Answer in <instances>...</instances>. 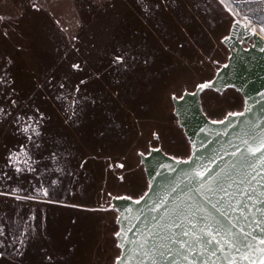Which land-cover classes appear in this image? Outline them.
Returning <instances> with one entry per match:
<instances>
[{"label":"trees","instance_id":"1","mask_svg":"<svg viewBox=\"0 0 264 264\" xmlns=\"http://www.w3.org/2000/svg\"><path fill=\"white\" fill-rule=\"evenodd\" d=\"M171 1L176 6L171 5ZM146 3H151L153 13L147 11L143 20L156 36L157 46L149 45L136 64L144 70L148 68L145 58H156L153 61L157 63L159 94L161 99H168L170 117L174 119L172 95L180 97L184 91H193L198 84L211 80L227 61L229 50L222 39L229 35L232 19L217 0ZM4 38L1 36L0 41L6 42ZM15 53L0 48V240L3 241L0 242V264H114L120 251L115 239L117 213L110 208L111 199L122 195L138 199L147 190L146 186L137 196L124 191V184L119 186L123 183L119 175L125 179L119 165L123 164L124 169L127 166L141 168L145 178L139 154H147L151 148L160 146L154 140L152 128L139 124L145 117L135 112L139 107L136 101L140 97L134 100L138 92L131 89L126 98L120 89L122 70L117 64L111 66L107 86H99L94 94L98 95L100 103L109 106L112 120L121 124H76L81 120L75 105L77 80L65 75L56 90L40 86L29 78L26 63ZM211 66L210 75L200 70L208 72ZM179 70L189 71L197 81H185L182 91L170 90L166 94L172 73ZM201 101L205 115L217 121L242 111L244 105L241 94L233 89L221 94L207 91L201 95ZM20 114L37 120L36 124L27 127L16 124ZM82 115L91 118L86 112ZM109 116H104L107 123L112 122ZM126 122L128 124H124ZM160 147L174 158L189 157L171 154ZM16 153L20 157L18 162H22L20 167H16L18 162L11 161ZM119 153L124 154L120 156ZM132 158L136 159L137 166ZM27 162L32 163V167L26 166ZM88 162L90 166L93 162L92 177L87 174ZM63 164L67 165L66 178L61 176ZM57 178L65 191L49 193L56 198L60 196V200L38 202L30 199L35 194L34 185L48 186ZM85 184L93 190L86 188L81 196L78 191L66 189H77ZM65 195L79 200L74 203L75 207L61 201ZM34 206L36 212H29V207ZM31 214L34 215L33 221L30 220L33 230H29L27 223Z\"/></svg>","mask_w":264,"mask_h":264},{"label":"water","instance_id":"2","mask_svg":"<svg viewBox=\"0 0 264 264\" xmlns=\"http://www.w3.org/2000/svg\"><path fill=\"white\" fill-rule=\"evenodd\" d=\"M222 43L229 55L214 77L172 96L189 157L140 153L147 190L111 199L114 264H264V38L233 20ZM228 89L242 111L209 119L201 95Z\"/></svg>","mask_w":264,"mask_h":264},{"label":"rangeland","instance_id":"3","mask_svg":"<svg viewBox=\"0 0 264 264\" xmlns=\"http://www.w3.org/2000/svg\"><path fill=\"white\" fill-rule=\"evenodd\" d=\"M101 2L105 5L99 6L100 9L97 0H0V35L5 37L3 40L6 41H0V48L7 49L10 53L16 52L18 59L26 63V71L30 79L35 80L40 86L48 89L53 87L55 90L62 84L65 75L77 82L88 77L90 81L91 74L88 71L98 75L106 72L110 66L119 63L128 64L139 57L150 43H153L156 36L122 0H110L108 4H106L107 0ZM94 10L98 11L96 16L95 12L91 13ZM83 23H87L88 26L80 33ZM118 57L122 59L118 61ZM155 63V61L151 62L149 67L151 70L157 68ZM74 65H79V68ZM200 70L204 75H210L213 69L211 66L208 72ZM170 78L166 94L170 90L182 91L185 81L191 79L197 81L186 70L173 72ZM187 85L192 87L191 83ZM161 97L156 93L147 101L150 107H146L145 122L140 124L152 128L154 131L152 134L156 135L160 146L173 154L182 155L187 150L186 146L182 145L183 135L176 127L175 120L170 117L168 99ZM205 98H208V94ZM35 121L37 122L29 116L20 114L17 115L16 124H25L27 127L28 124H36ZM123 154L119 153L120 156ZM127 156L130 158V155ZM133 158L132 161L137 166V161ZM11 159L17 164L20 157L12 155ZM120 171L127 180L124 191L135 196L144 191L147 182L141 168L127 166ZM119 186L123 187L120 184ZM42 192L44 193L36 192L31 197L35 200L48 201L61 198L60 196L56 198L46 189ZM62 198L61 201L68 204L79 201L66 195ZM28 210L35 211L36 206L29 207ZM31 219L33 216H29L27 221L29 230H33ZM26 230L27 227L23 228L24 232ZM116 255L115 250L114 256Z\"/></svg>","mask_w":264,"mask_h":264},{"label":"flooded vegetation","instance_id":"4","mask_svg":"<svg viewBox=\"0 0 264 264\" xmlns=\"http://www.w3.org/2000/svg\"><path fill=\"white\" fill-rule=\"evenodd\" d=\"M97 1H98V7L105 5V3L101 2L103 0H97ZM122 1L130 8V10L132 12H134L140 18V20L145 25V21L143 20V16L146 14L147 11L150 12V13L151 12L153 13V11L150 8L151 3L147 4L146 2L147 1H155V0H129V1L128 0H122ZM217 1L223 6V4L220 2V0H217ZM245 1H247V0H245ZM258 1H261V0H258ZM109 2H110V0H107L106 4H108ZM79 5H81V3ZM171 5H175L176 6V3L171 1ZM99 8L101 9V7H99ZM99 8H96V9L100 10ZM201 8H202V11H204L205 4L202 3L201 4ZM141 11H142L143 14H141ZM94 12H95L94 15L96 16L98 11H96V10L91 11V13H94ZM203 15H205L204 12H203ZM87 26H88L87 23H83L81 28H80V33L83 32L87 28ZM151 43H150V45L157 46L155 40L153 41L152 44ZM138 60H141V58L137 57V58H134L132 60V62H129L128 64L119 63L116 66L118 68L121 66L120 68H121L122 74H123L122 85L120 87L121 93L126 98H128L129 97V92H130L131 89H134V92H138V94H136V97L134 98V100H136L137 97H140V99L138 98V100L136 101L139 104V107L135 108V112L138 113L139 115H141L142 117H145L144 111H145L146 107H150L149 104L146 101H149L151 99V96L156 95V93L159 94V91H160L159 90V86H158V84H159L158 80L159 79H158V77H156V75H157L156 74V69L153 70L154 71L153 76H150L151 69L149 67L151 65V62L153 60H156V58H145L146 62L144 64L147 65V67L149 68V71H147L148 68L146 69L144 67V70H143V68L139 67L135 63ZM133 61H135V62H133ZM156 64L157 63H155V66H156ZM110 72H111V66L103 74L101 73V74L97 75L95 73L92 74V72L90 73L88 71V73L91 74L90 75V78H91L90 81L88 80L89 79V77H88L89 74L87 76L88 78L79 80L78 88L76 89V94H75V105L77 106L78 112H80L79 115H80L81 120L79 119L78 121H76V124H121L118 121L114 122L112 120V118L109 116V114L111 116H113L112 113L109 111V106H105L103 103H100V101L97 100L98 95L94 94L95 92H98L97 88L99 86H101V85H106L107 86V84L109 82L108 79L110 78V74H111ZM152 77H153V79H152ZM87 82L90 83L89 86L86 84ZM111 90H112V88H111ZM172 96H175V95H172ZM89 98H91V99H89ZM128 102L129 101L127 100V103ZM128 107L129 106L127 105V108ZM172 107H173V104H172ZM89 111H95V113L92 114V113H89ZM83 112H86L87 114H89V116L91 118H88V117H85L84 115H82ZM105 115L109 116V118H111L112 122L107 123L104 120L105 119L104 118ZM173 115H174V113H173ZM94 117H95V120H93ZM97 119H100V120H97ZM173 120H175L176 127L178 128V130L183 135V143H182V145L184 144L186 146V149H187L185 153H183L182 155L179 154V156L184 157L186 155H190V147H189L188 141L186 140V138H185V136L183 134V131L179 128V126L177 124L176 117ZM142 122H145L144 119L142 120ZM140 123L141 122H139V124ZM124 124H128V122H126ZM154 140L157 141L156 135L154 136ZM157 147L161 148L160 146H156V147H153V148H157ZM162 151H163V149H162ZM171 154H173V153H171ZM16 155H17V153H16ZM170 156H172V155H170ZM18 164H19V166H16V167H20L22 165V162L21 163L18 162ZM92 164H93V162H91V166H90V162H88L87 165H86V169L88 170L87 174L91 175V177H92L91 170H93ZM26 166L32 167V163L27 162ZM66 167H67V165L63 164V168L61 170V171H63L61 176H63L64 178H66V173H67V168ZM119 168H120V170H123L124 169L123 164H120ZM111 169H113V167H111ZM75 175H76V171H75L74 176ZM77 175H80V174L77 173ZM119 178H120L121 182H123L121 185H123V184L126 185L127 180L124 179L121 175H119ZM145 180H146V178H145ZM43 187H45V188H43ZM33 188H34L35 194H36V192L38 194H43L44 193V192H42L43 189H46L47 192H52V193H55V192L56 193H59V192L62 193V192L65 191L64 188L61 185L60 178L55 179L54 182L51 185L47 186V185L39 184L37 187L34 185ZM86 188L88 190H93L92 186L91 187H86V184H85V186L84 185L83 186L79 185L77 187V189H73V190L70 187H68L66 189L69 192L78 191L80 196H81V194L83 193V190H85ZM30 199L32 201H38V202H49L48 200H35L34 198H30ZM52 203H55L57 205H66V204L58 203V202H52ZM72 206L75 207L76 205L73 204ZM32 216H33V219H34V215L33 214H31V217ZM33 219H31V221H33Z\"/></svg>","mask_w":264,"mask_h":264},{"label":"built area","instance_id":"5","mask_svg":"<svg viewBox=\"0 0 264 264\" xmlns=\"http://www.w3.org/2000/svg\"><path fill=\"white\" fill-rule=\"evenodd\" d=\"M233 20L264 38V3L258 0H220Z\"/></svg>","mask_w":264,"mask_h":264},{"label":"snow or ice","instance_id":"6","mask_svg":"<svg viewBox=\"0 0 264 264\" xmlns=\"http://www.w3.org/2000/svg\"><path fill=\"white\" fill-rule=\"evenodd\" d=\"M121 59H122V58H120V57L117 58V60H121ZM74 67L79 68V65H74ZM206 87H208V84H202V85H199V86H198V88H200V89H203V88H206ZM45 194H46V193H45ZM137 203H139V201H137ZM177 227H179V225H177ZM116 235L119 236L120 233H117ZM184 235L187 236L188 233L185 232ZM173 242L175 243V241H173ZM145 243H148V241H146ZM181 246H183V242H181ZM163 254H164V253L161 252V255H163Z\"/></svg>","mask_w":264,"mask_h":264}]
</instances>
